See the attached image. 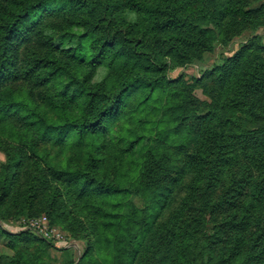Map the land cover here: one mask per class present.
Here are the masks:
<instances>
[{
  "label": "trees",
  "instance_id": "16d2710c",
  "mask_svg": "<svg viewBox=\"0 0 264 264\" xmlns=\"http://www.w3.org/2000/svg\"><path fill=\"white\" fill-rule=\"evenodd\" d=\"M216 1L2 0L0 87L10 78L24 41L32 35L44 37L45 33L46 37L48 18L58 13L72 18L79 27L64 33L59 45L66 40L71 45V60L92 71L102 70L105 80L92 84V73H87L78 83L77 94L69 98L73 102L82 95L77 114L68 111L66 101L62 102L57 107L55 123L34 119L27 104L11 92L0 91L1 120L7 119L11 109L25 110L18 121L32 120V125L44 134L55 136L57 144L72 133L76 138L74 145H82L77 149L81 152L80 164L64 171L51 170L52 176L42 173L32 178V161L22 152H11L8 143L0 140V150L6 155L0 171V215L18 184L20 189L13 195L16 209H30L34 195L41 194L47 203L46 212L52 216L91 213L87 229L91 231L93 249L111 250V264H143L145 253L158 248L154 233L160 234L179 221L197 191L212 193L225 179L233 182L237 171L239 176L233 183L237 185V200L227 202L238 212V220L229 222L237 234L225 261L264 264V44L258 37L249 39L236 55L224 61L219 71L204 76H214L218 81L217 95L210 104H203L201 110H182L186 118L199 121L202 128L171 188L149 193L155 180L153 165L161 159L157 148L147 147L148 140H121L120 154L113 157L111 171L102 169L104 149L96 144L109 125L122 117L126 103L136 92L164 97V119L187 107L174 99L177 82L167 81L162 75V49L191 59L207 49V42L212 39V29L203 30V25L213 26L221 35L228 27L256 23L254 13L244 10L246 0H218L222 5L213 17L206 8ZM127 16H135L136 20H125ZM142 23L147 24L145 29L141 28ZM72 69L73 66H62L54 60H30L26 73L42 85L53 77L71 78ZM89 137L92 140L86 142ZM20 141L30 149L29 143ZM184 146V140L177 145ZM50 177L60 183L52 186ZM135 199L141 207L134 204ZM64 205L71 207L70 212H59ZM207 208L200 211L202 215L212 214V209ZM146 238L152 241L150 248H145ZM177 247V254L168 257L166 264L189 263L187 248L182 244Z\"/></svg>",
  "mask_w": 264,
  "mask_h": 264
},
{
  "label": "rangeland",
  "instance_id": "374dc122",
  "mask_svg": "<svg viewBox=\"0 0 264 264\" xmlns=\"http://www.w3.org/2000/svg\"><path fill=\"white\" fill-rule=\"evenodd\" d=\"M2 5L0 0V6ZM221 5L222 2L218 0L210 3L207 5V12L216 17ZM244 10L254 13L252 18L256 23L228 27L221 35H218L213 26L203 25V30L212 29V39L207 42V49H203L194 58L189 59L162 49V75L167 81L177 82L174 86V99L187 107L177 114H167L164 119V97L157 93L151 96L134 93L126 103L122 117L109 125L107 132L96 139V144L104 149L102 169L111 171L113 157L120 154L121 140H142V143L148 140L147 147L157 148V156L161 159L159 164L153 165L155 180L153 185H150L152 187L149 193L153 194L173 186L185 167L188 155L193 152L195 139L202 128L199 121L192 117L186 118L184 112L193 108L203 109V104H210L217 95V78L212 76L204 79V76L221 68L224 61L236 55L252 37H258L264 44V0H246ZM48 19L47 36L45 37V33L44 37L40 34L32 35L24 41L12 74L2 84L0 91L11 92L16 99L27 104L29 111L35 114L34 119L42 118L45 123H55L59 114L57 107L61 106L62 102L66 101L68 111L77 114L83 97L79 95L73 102H70L69 98L77 94L75 90H79L78 83L81 79L87 73H92L93 84L104 81L105 73L102 70L92 71L79 61H72V53L68 51L71 45L66 40L59 45L64 33L79 28L72 18L63 17L58 13L56 17ZM125 20L132 22L136 17L127 16ZM146 26V23L141 24L142 29ZM148 45L151 47L149 40ZM157 46L159 45H155ZM44 59L54 60L62 66H73L72 77H53L50 83L39 84L34 76L29 77L26 69L30 60ZM25 112L11 109L6 120L0 119V140L8 143L11 152H22L32 161L29 170L32 178L42 173L51 175V170L64 171L82 162L81 152L77 151L82 145L78 146L76 142L74 145V134H67L62 139L64 141L57 144L55 136L44 134L32 125V120L18 121V116ZM20 140L29 143L30 149L22 145ZM89 140L92 138H87L86 142ZM181 140L185 141V146L178 148ZM5 163L6 155L0 150V171ZM233 175V182L225 179L212 193L205 189L197 191L190 204L183 210L179 221L174 225L170 224L160 234L154 233L153 239L158 248H151L152 252L145 253L146 260L143 264H166L168 257L177 254V246L180 244L188 250L185 252L189 260L187 264H232L225 260L237 234V231H232L229 222L238 220V212L227 204L237 200L234 199L237 185L233 183H236L239 175L237 171ZM50 183L55 186L60 182L51 178ZM19 189L17 184L11 197L2 206L4 214L0 215V264H111V250L98 251L92 248L93 238L90 229H87L91 213H67L66 217H58L60 213H57L52 216V213L47 214V203H44L41 194L34 195L30 209H16L13 195L16 196ZM133 202L137 207H141L139 200L135 199ZM207 206V210L212 209V214L202 215L200 211ZM70 208L64 205L60 207L59 212H70ZM224 220L227 221L225 224ZM185 237L187 240H183ZM151 243L152 241L146 238L145 248H150ZM90 246L92 249L86 253Z\"/></svg>",
  "mask_w": 264,
  "mask_h": 264
}]
</instances>
